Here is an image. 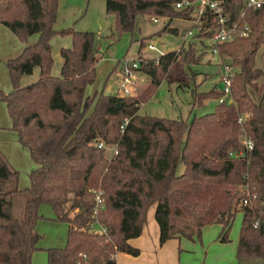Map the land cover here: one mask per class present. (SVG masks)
<instances>
[{"label": "trees", "instance_id": "16d2710c", "mask_svg": "<svg viewBox=\"0 0 264 264\" xmlns=\"http://www.w3.org/2000/svg\"><path fill=\"white\" fill-rule=\"evenodd\" d=\"M105 1L107 12L115 15L110 36L115 40L133 31L138 16L168 19L160 34H178L172 21L188 20L194 10L177 8L183 0ZM246 1L223 4L234 19L245 11L252 28L250 37L219 45V57L236 70L235 103L218 102L213 112L188 121L141 115L139 108L163 81L181 88L192 84L195 75L187 66L203 57L196 42L158 59L139 56L138 71L150 78L141 96L120 97L119 90L89 95L87 88L97 77L95 33L56 29L59 0H0V28L7 27L25 44L38 35L34 44L7 61L13 89L0 88L12 128L36 163L30 185L21 189L20 172L0 152V264H34L43 238L37 231L43 204L53 208L55 220L69 225L66 245L46 249L48 264H116L118 252L138 256L140 250L130 240L141 235L153 205L161 243L182 237L200 240L202 229L214 224L221 226L220 240L229 242L235 216L242 212L236 257L264 260V84L258 85L264 72L256 66L264 45V7L248 8ZM207 19L213 21L210 15ZM57 34L72 37V46L60 49V76L52 74L51 39ZM212 35L203 28L197 37L205 44L203 38ZM35 68L39 79L21 85V78ZM222 95L214 86L196 93L195 101L202 104ZM240 114L246 116L243 123ZM244 133L252 150L242 143ZM18 196L24 199L20 215L15 211ZM97 197L102 202L93 217Z\"/></svg>", "mask_w": 264, "mask_h": 264}, {"label": "rangeland", "instance_id": "374dc122", "mask_svg": "<svg viewBox=\"0 0 264 264\" xmlns=\"http://www.w3.org/2000/svg\"><path fill=\"white\" fill-rule=\"evenodd\" d=\"M153 18H158L159 21L153 22ZM101 20L106 23L105 27L102 26ZM167 22L168 19H164L163 17L138 16L133 31L122 33L118 40H115L110 37L115 31V15L107 12L105 0H59L55 28L60 30L74 28L77 31L95 33L96 56L97 62L99 61V63L97 65L96 80L92 86H89V90L90 92H94L95 89H101L103 87L102 90L110 94H115L120 89L119 70L121 65H119L116 72L111 73L117 65V62H123L124 59H138L139 51L140 53L142 51L144 54L149 52L146 46L144 48L145 43L146 45H148L149 42L156 43L155 41L158 40V36L160 35L161 40L168 46L167 49L176 48L183 43V46H185L190 41L196 42L197 50L199 53H203V57L200 63L187 66V71L195 75V80L192 84L189 87L181 88L176 83L170 84L167 81H163L157 88L155 94L146 102L141 103L139 108V114L141 115L191 121L194 116H201L215 110L218 103L216 98L209 97L204 99L202 104L197 103L195 98L196 93L208 92L214 86H217L218 90L222 88L220 77L224 72V61L220 57L213 55L210 39L203 38L205 44L201 43V39L197 37L199 29L194 27L192 21L174 19L171 23V27L178 28L180 32L177 34L166 31L160 34ZM188 30H192L193 34L189 35L187 33ZM15 36V41L2 37L0 43V88L6 91L12 88V84L7 69L8 56H6V58H4V56L5 53H10L8 54L10 55L9 57L13 55L16 57L15 55L18 53L19 44L22 43L18 37ZM53 38L55 50L63 46L62 43L67 39L71 41L72 46V37L69 35L57 34L53 36ZM256 66L261 68L264 72V45L260 47L256 55ZM38 72L39 68H36L35 74ZM34 76L35 75L23 76L21 78V85L34 83ZM138 76L139 80L137 83L143 86L140 85L138 89L136 87L137 92L134 97L141 96L150 82V78L144 72L139 71ZM27 82H29V84H26ZM262 84H264V75L258 80V85ZM109 86H112V90L108 89ZM249 93L255 101L259 100L258 94L253 89L250 88ZM179 171L181 173L184 171V165L180 166ZM23 177L27 180V183H30L28 172H20L19 179L21 178V182ZM240 191L241 193L243 192L241 189ZM23 207L24 199L19 196L16 197L15 211L17 215H20ZM40 211L43 218L37 223V231L43 238L39 242V247L41 249L35 252L36 256H40L41 259H44V262L48 264V253L46 249L61 247L62 245L64 246V244L66 245L69 226L66 222L54 219V210L50 205H41ZM242 219V212H238L229 233L230 241L227 242L228 246H236L238 244ZM217 230H220L217 224L205 227L201 234V238H203V233L204 235L206 234L207 238L204 237V243L207 244L214 235H217ZM195 240L199 241L197 237ZM37 264H39V262H37ZM240 264H264V260L259 258H246L243 259Z\"/></svg>", "mask_w": 264, "mask_h": 264}, {"label": "crops", "instance_id": "0c3cea01", "mask_svg": "<svg viewBox=\"0 0 264 264\" xmlns=\"http://www.w3.org/2000/svg\"><path fill=\"white\" fill-rule=\"evenodd\" d=\"M14 36L15 34H13V32L9 30L7 27L2 26L0 28V43L2 37L8 38L11 41H15ZM53 39L54 38L51 39V45H52L53 56L55 58L53 57L54 63L52 67V74L54 76H60L61 68L63 65V58L61 57L60 49L62 47H71V41L67 39L64 43H62L63 46H60V48L58 47L59 50L58 49L55 50L53 46ZM37 40H38V35H34L29 38L27 44L30 45L34 44ZM155 42L165 52L177 50L184 45L183 43L176 48L167 49L168 46L161 40V35L158 36V40H156ZM27 44L25 43L19 44L17 50L18 53L17 55H15L16 57L22 53L24 47ZM145 46L146 43L144 45V48ZM147 53L144 54L142 51L141 53L139 51L138 55L141 57H149V58L157 57V54L155 52L149 51ZM8 54L10 53H5L4 58L8 56V60H9L14 57V55L13 56L11 55L12 57H9L10 55ZM98 63L99 61L96 64V68ZM35 71L36 68L31 74V75H35L33 79L34 82L39 79V72L35 74ZM138 78L139 76L137 74V80L135 82V86L137 87V89L140 87V85L143 86L142 84L137 83L139 80ZM26 84H29V82H27ZM102 88L95 89L94 92H90L88 86L87 93L89 95H92L96 91H101ZM12 89L13 86L8 91L4 89L2 90H4L5 92H10ZM108 89L112 90V86H109ZM0 152L6 157V159L9 161L11 166L17 169L19 172L30 173L33 169L36 168V163L34 162L31 156L30 150L19 142L18 133L12 128V120L8 113L7 105L5 102L2 101H0ZM20 182H21V178L19 179V188L21 189L26 188L30 185V183L29 182L27 183V180H25L24 177L22 182L21 183ZM155 210H156V205H153L147 213V220L143 225L141 235L137 238H133L130 240V243L133 246L139 248L140 254L138 256H133L128 253L118 252L116 255V264H240V262L243 260V259H238L236 257L237 245L228 246L227 242H222L220 240L219 238L220 235L219 232H221L220 225H219L220 230H217L218 233H216L217 235H214V237L211 240H209L207 244L204 243L203 241L204 237L207 238L206 234L204 235V233H203V238H201V240L199 241L190 240L188 238L182 237V238L169 239L168 241L161 243L160 227L155 219ZM64 246L62 245L61 247ZM33 262L34 264H37V262H39V264H46V262H44V259L42 260L40 256H36V252L33 254Z\"/></svg>", "mask_w": 264, "mask_h": 264}, {"label": "built area", "instance_id": "2783aa9c", "mask_svg": "<svg viewBox=\"0 0 264 264\" xmlns=\"http://www.w3.org/2000/svg\"><path fill=\"white\" fill-rule=\"evenodd\" d=\"M224 0H183L176 3V7L180 9H191L194 7V10L191 14V17L188 19L193 22L194 27H197L199 30L206 28L207 30L213 31V35L210 38L211 40V50L213 55L219 57V45L224 42H230L237 38H248L251 35L252 28L251 25L245 19V11H242L241 15L238 18H233L232 15L226 12L224 6ZM246 5L248 8H262L264 7V0H247ZM208 15L213 19L212 22L209 21ZM153 22H158V18H153ZM208 24V25H206ZM189 35L193 34L192 30H188ZM149 51L155 52L159 58L161 55H164L166 52L158 46L156 43L149 42L146 45ZM180 50V49H179ZM149 58V57H143ZM142 58L135 60L124 59L119 73V96H135L136 86L135 82L137 80L138 69ZM224 72L220 77L222 82V88L220 89L223 92V95L219 98L218 102L222 103L227 100L229 103H235V100L232 96V85L236 75L235 68L224 62ZM246 116L244 114L239 115V122L243 123ZM242 143L244 144L247 150H252L253 142L247 137L244 133L242 136ZM99 147H103V143L99 144ZM231 156L238 157V154L231 153ZM240 156H243V153H240ZM245 188H243V191ZM102 200L97 197V205L94 209L93 217H96L99 206ZM244 204L248 203V200L243 201ZM258 224L256 223L255 226ZM95 224H91L93 229H96ZM100 232H104V228L98 229Z\"/></svg>", "mask_w": 264, "mask_h": 264}, {"label": "water", "instance_id": "95a60500", "mask_svg": "<svg viewBox=\"0 0 264 264\" xmlns=\"http://www.w3.org/2000/svg\"><path fill=\"white\" fill-rule=\"evenodd\" d=\"M101 24L103 27L105 26V22H103L102 20H101ZM206 25H208V24H206ZM118 107H120V105H118Z\"/></svg>", "mask_w": 264, "mask_h": 264}]
</instances>
